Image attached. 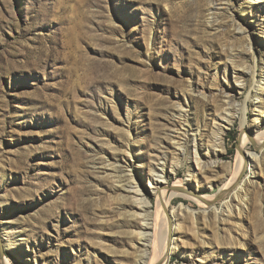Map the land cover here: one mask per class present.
I'll return each instance as SVG.
<instances>
[{
	"label": "rangeland",
	"instance_id": "obj_1",
	"mask_svg": "<svg viewBox=\"0 0 264 264\" xmlns=\"http://www.w3.org/2000/svg\"><path fill=\"white\" fill-rule=\"evenodd\" d=\"M252 1L0 0V262L130 264L138 252L117 171L150 190L148 166L166 155L170 169L180 135L186 155L167 182L197 185L196 199L173 202L175 245L161 264H264V153L253 141L243 151L263 162L238 208L198 216L199 198L219 195V206L229 196L220 190L235 170L241 113L219 164L188 177L192 138L200 154L210 148L213 124L231 108L198 95L209 74L218 72L206 88L214 93L238 84L233 69L264 76V0ZM262 98L260 115L247 101L250 130L264 131ZM145 194L155 212L157 195Z\"/></svg>",
	"mask_w": 264,
	"mask_h": 264
},
{
	"label": "bare ground",
	"instance_id": "obj_2",
	"mask_svg": "<svg viewBox=\"0 0 264 264\" xmlns=\"http://www.w3.org/2000/svg\"><path fill=\"white\" fill-rule=\"evenodd\" d=\"M260 2V0H254L251 2ZM231 24V25H230ZM227 24V27H232V23ZM237 30H241L237 26ZM250 49V46H249ZM247 49V50H249ZM243 67L242 71L233 69L232 78L238 82L235 87L220 88L219 92L214 93L211 90H206L207 83L211 86L216 82L218 72L215 71L211 75V80L203 82L199 88L198 95L203 99L213 98L217 96L220 100L225 102L226 105H230V109H225V114L221 117L218 123L213 124V128L210 132V143L211 146L202 154L199 152L197 135L192 138V157L191 165L193 163L195 170H188V177L192 176V179L196 177L197 173L205 172L213 165L219 164L218 159L220 153L224 150V135L226 130L233 124L234 116L237 113H241V136L238 156L235 161L234 173L231 179L225 183L221 190L220 196L229 193V200L226 198L220 203L219 206L215 205V201L219 198V195L207 196L199 198L198 202L201 206L198 216L208 219L210 217L230 216L232 210L238 208L239 202L242 201V192L246 191L250 185H254V170L260 168L262 165L261 154L264 153V131H260L256 127L254 130L247 128L246 110L247 101H251L255 109L258 111V115L261 113V107L263 106L264 95V76L255 78L253 72H247L246 68ZM226 70L224 69L223 72ZM246 75L251 77L252 86L251 91L248 93L247 99L243 104L237 105L236 96L242 92V84L244 83ZM264 75V74H263ZM208 89V88H207ZM180 104L176 108V115L183 121H185L186 114L183 112ZM215 122V121H214ZM177 134V133H176ZM186 135V133H184ZM180 135L171 138V145L174 147V157L170 163V169L167 167L166 155L162 163L156 162L150 164L149 173L153 176L147 177V183L150 190H144V187L140 184V181L129 171L127 175L119 173L118 175L127 177L126 184L128 187H123L125 197L119 199L125 201L128 204L124 205L125 214L129 221L126 223L128 230L126 234L129 238V244L131 247L136 248L138 255L131 261L130 264H161L164 261V256H169L173 253V246L175 241V229H171V223L176 219V210L170 209L173 202L177 198L183 200L196 199L195 198V187L189 188L187 185H183L182 182H176L170 184L167 179L174 176L176 169L181 164V156L185 158L186 150L181 141ZM248 141H253L255 147L260 150V155L256 153L244 152V147ZM129 167V166H127ZM190 167V166H189ZM192 171V172H191ZM247 172V175L245 173ZM116 173V172H115ZM245 175L244 177L242 175ZM187 186V187H186ZM145 191H150L153 195H157L158 201L156 203V211L151 212V202L146 196ZM130 200V201H129ZM177 211L188 213L190 218L194 220V213L188 212L187 208L182 204L178 206ZM158 229L155 233H150L151 228L154 225H158ZM172 240H169L170 237ZM152 249V252L150 251ZM134 252V251H133ZM0 264H10L6 259H2Z\"/></svg>",
	"mask_w": 264,
	"mask_h": 264
}]
</instances>
